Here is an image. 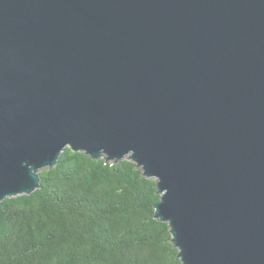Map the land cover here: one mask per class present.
<instances>
[{"label":"water","instance_id":"95a60500","mask_svg":"<svg viewBox=\"0 0 264 264\" xmlns=\"http://www.w3.org/2000/svg\"><path fill=\"white\" fill-rule=\"evenodd\" d=\"M66 148L156 181L181 264H264V0H0V203Z\"/></svg>","mask_w":264,"mask_h":264},{"label":"trees","instance_id":"16d2710c","mask_svg":"<svg viewBox=\"0 0 264 264\" xmlns=\"http://www.w3.org/2000/svg\"><path fill=\"white\" fill-rule=\"evenodd\" d=\"M30 195L0 203V264H181L156 181L66 148Z\"/></svg>","mask_w":264,"mask_h":264}]
</instances>
